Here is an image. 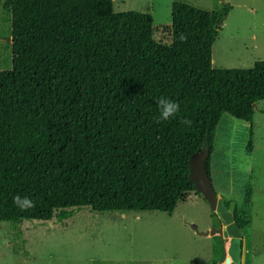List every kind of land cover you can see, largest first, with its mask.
Masks as SVG:
<instances>
[{"label": "trees", "instance_id": "1", "mask_svg": "<svg viewBox=\"0 0 264 264\" xmlns=\"http://www.w3.org/2000/svg\"><path fill=\"white\" fill-rule=\"evenodd\" d=\"M230 8L224 1L211 12L173 0L163 26L168 42L154 39L149 13L129 11L126 62L119 64L113 0H9L11 62L0 69V221H48L84 206L171 214L199 193L188 177L190 155L207 147L208 170L220 116L247 119L264 99V60L212 66L218 22ZM161 97L180 106L167 121L159 119ZM17 195L35 207L21 211Z\"/></svg>", "mask_w": 264, "mask_h": 264}, {"label": "rangeland", "instance_id": "2", "mask_svg": "<svg viewBox=\"0 0 264 264\" xmlns=\"http://www.w3.org/2000/svg\"><path fill=\"white\" fill-rule=\"evenodd\" d=\"M172 1L113 0L112 43L114 49L122 48L120 54L114 52L115 63L126 62V14L149 13L154 39L168 42L163 26L170 23ZM183 1L211 12L224 1L231 5L211 45L213 67L246 68L264 60V0ZM10 62L9 0H0V69L9 68ZM208 173L216 194L237 204L245 264H264V99L254 102L248 119L220 116ZM216 215L200 192H192L171 214L84 206L65 209L64 215L57 211L48 221H0V264H216L223 258L220 238L197 233L221 223Z\"/></svg>", "mask_w": 264, "mask_h": 264}, {"label": "water", "instance_id": "3", "mask_svg": "<svg viewBox=\"0 0 264 264\" xmlns=\"http://www.w3.org/2000/svg\"><path fill=\"white\" fill-rule=\"evenodd\" d=\"M222 24L223 20L218 22V26ZM207 155V147L202 152L196 151L190 155L188 177L193 182L194 188L201 193L202 197L208 202L209 207L218 215L221 223L218 226L197 231V233L203 235L218 233L227 238L223 260L219 264H239L242 249V229L234 217L235 201L230 200L226 205L224 199L216 194L205 163Z\"/></svg>", "mask_w": 264, "mask_h": 264}, {"label": "clouds", "instance_id": "4", "mask_svg": "<svg viewBox=\"0 0 264 264\" xmlns=\"http://www.w3.org/2000/svg\"><path fill=\"white\" fill-rule=\"evenodd\" d=\"M180 39L185 40L186 37H184L183 34H181ZM157 105H158L159 112H160L159 119L162 121H167L169 118L174 117L179 111V107H180L177 102L167 97L159 98L157 101ZM183 123L186 126H190L192 122L191 120L184 119ZM13 204L17 208H19L21 211H27L35 207V202L31 198L29 197L22 198L19 195L13 198Z\"/></svg>", "mask_w": 264, "mask_h": 264}, {"label": "crops", "instance_id": "5", "mask_svg": "<svg viewBox=\"0 0 264 264\" xmlns=\"http://www.w3.org/2000/svg\"><path fill=\"white\" fill-rule=\"evenodd\" d=\"M225 22H226V17L224 18V20H223V24H222V26L223 25H225ZM251 36L253 37V32H251ZM257 38V37H256ZM211 61H213L212 60V57H211ZM255 61V60H254ZM253 61V62H254ZM248 119V118H247ZM227 194H230V192H228ZM219 195H221L220 193H218V196ZM220 197H222V196H220ZM229 199V198H228ZM240 205L242 204V203H239ZM235 205H236V207H237V204L235 203ZM242 207H243V204L241 205ZM213 211V210H212ZM240 214V213H239ZM217 217V219L216 220H219L218 219V215H216ZM239 223V222H238ZM219 225V221L217 222V221H215V224L214 225H212V224H209V225H206V226H204V228H203V230H205V229H209L211 226H218ZM240 225V224H239ZM241 227V226H240ZM241 229H242V237H241V247H242V249H241V259H240V263L239 264H245L246 263V261H245V259L248 257V254H247V250H245V248H244V237H243V228L241 227ZM199 234V233H198ZM200 235H202V236H205V238H211V236H213V235H217L219 238H220V240H221V242H222V245H221V248H222V250H223V256H224V249L226 248V246H227V238H224V237H222L221 235H219L218 233H212V234H207V235H203V234H200ZM210 236V237H209ZM247 254V255H246ZM249 256H251L250 254H249ZM221 260H223V258L222 259H220L216 264H219L220 263V261ZM198 264H207V261H204V262H198ZM208 264H211V262L210 263H208Z\"/></svg>", "mask_w": 264, "mask_h": 264}]
</instances>
